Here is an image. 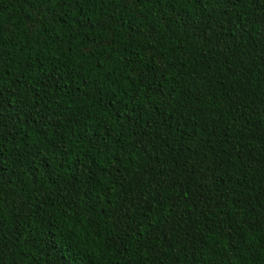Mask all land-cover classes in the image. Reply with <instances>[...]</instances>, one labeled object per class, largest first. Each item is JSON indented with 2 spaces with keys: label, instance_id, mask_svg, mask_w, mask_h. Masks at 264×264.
<instances>
[{
  "label": "trees",
  "instance_id": "obj_1",
  "mask_svg": "<svg viewBox=\"0 0 264 264\" xmlns=\"http://www.w3.org/2000/svg\"><path fill=\"white\" fill-rule=\"evenodd\" d=\"M0 264H264V0H0Z\"/></svg>",
  "mask_w": 264,
  "mask_h": 264
}]
</instances>
